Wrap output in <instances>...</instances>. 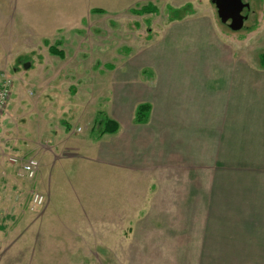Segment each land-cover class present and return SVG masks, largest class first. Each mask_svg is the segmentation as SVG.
<instances>
[{"label": "rangeland", "instance_id": "374dc122", "mask_svg": "<svg viewBox=\"0 0 264 264\" xmlns=\"http://www.w3.org/2000/svg\"><path fill=\"white\" fill-rule=\"evenodd\" d=\"M3 1L0 75H7L12 86L0 118V238L7 242L0 246V264H245L242 247L233 246L243 243V226L230 231L226 209L223 215H206L207 192L198 201L182 200L186 185L181 197L177 184L167 198L158 150L161 163L154 173L143 163L137 167L143 183L132 195L126 177L117 180L115 168L45 161L41 170L44 149L37 147L46 138V149L62 145L64 136L58 141L56 131H64L80 114L87 116V131L99 113L122 129L147 128L150 112L145 122L135 123L138 104L154 99L165 73L178 82L181 67H214V57L226 44L222 34L239 42L237 49L249 42L246 65L260 67L264 0H242L248 8L240 13L244 20L237 30L221 23L211 0H54L55 5L43 8ZM148 4L156 12L135 13ZM170 9L188 15L174 23ZM41 17L43 24L36 23ZM61 25L70 27L69 37L63 29L56 31ZM40 34L52 40L40 41ZM50 46L64 58L52 56ZM45 112H55L50 133ZM33 157L39 169L27 179L21 167ZM211 170H203L205 188ZM40 177L38 188L48 185L51 192L50 214L47 210L37 224L10 221L7 213L14 208L25 211V218L40 212L28 211ZM258 261L249 248V264Z\"/></svg>", "mask_w": 264, "mask_h": 264}, {"label": "crops", "instance_id": "0c3cea01", "mask_svg": "<svg viewBox=\"0 0 264 264\" xmlns=\"http://www.w3.org/2000/svg\"><path fill=\"white\" fill-rule=\"evenodd\" d=\"M3 5L43 8L55 5V1L4 0ZM183 18L174 23L182 22ZM44 20L41 17L35 21L43 24ZM68 25L55 29H63L60 32L69 37ZM222 38L226 44L214 57V67H181L178 82L165 73L154 99L148 103L147 128L122 129L118 125L115 133L94 138L92 128L87 131V116L72 117V124L65 125L64 131H56L57 140L64 136L62 145L46 149L50 140L46 138L37 147L44 149L39 158L41 170L45 161L48 165L83 162L92 165L93 169L115 168L118 172L115 174L119 176L117 180L126 177V184L133 195L139 192L143 183L136 177L140 172L137 167L143 163L154 173L151 170L161 163L156 153L158 150L164 165L167 198L171 197V189L177 184L180 185V193L186 185L182 200L198 201L207 192L210 202L206 215H223L225 213L221 210L226 209L231 226L229 230L239 232L236 226H243V243L233 246L242 247L239 253H243L245 264H249V248L250 255L259 258L258 264H264V68L246 65L247 61L249 63V42L244 49H237L239 42L227 40L224 34ZM39 39L52 40L41 34ZM263 52L257 54L258 64L259 55ZM237 54H240L238 58ZM155 70L161 71V67ZM45 114H48L45 117L50 133L55 112ZM2 121L0 119V127H3ZM204 168L212 169L208 173L206 188ZM154 181L155 176L153 184L156 183ZM39 184H43L42 177L35 180L33 187L46 196L45 207L27 218L25 211L14 208L11 214L7 213L12 216L10 221L37 224L43 221L47 210L50 214L51 192L47 185L43 189L45 195L38 188ZM120 214L123 213L120 211ZM6 244L0 238V246Z\"/></svg>", "mask_w": 264, "mask_h": 264}, {"label": "trees", "instance_id": "16d2710c", "mask_svg": "<svg viewBox=\"0 0 264 264\" xmlns=\"http://www.w3.org/2000/svg\"><path fill=\"white\" fill-rule=\"evenodd\" d=\"M170 10L172 12L171 17H170L171 21H178L182 19L183 17H185L186 15H188V14H185L183 17H181V15L179 14L180 11L178 9L176 10L170 9ZM94 12L99 13L101 11L94 10ZM154 12H156V8L149 4L143 7L141 10L135 11L136 14H140V15L145 14V13H154ZM48 51L52 56H56L60 59L64 58V53L61 50H58L55 46H50ZM259 65L264 68V52L259 55ZM149 111H150V107L148 104L138 105L135 110V117H134L135 123L141 124L145 122ZM93 123L94 124L91 129V135L94 138L102 136L103 134H106V133L112 134L118 130V124L115 121L108 119L105 115L100 114V113L95 117Z\"/></svg>", "mask_w": 264, "mask_h": 264}, {"label": "built area", "instance_id": "2783aa9c", "mask_svg": "<svg viewBox=\"0 0 264 264\" xmlns=\"http://www.w3.org/2000/svg\"><path fill=\"white\" fill-rule=\"evenodd\" d=\"M11 79L4 74L0 75V118L5 113L8 102L11 97ZM39 169V162L35 158L27 159L22 167V175L27 179H34ZM46 204L45 196L37 191H33L30 195V201L28 205V211L30 213L39 211L44 208Z\"/></svg>", "mask_w": 264, "mask_h": 264}, {"label": "water", "instance_id": "95a60500", "mask_svg": "<svg viewBox=\"0 0 264 264\" xmlns=\"http://www.w3.org/2000/svg\"><path fill=\"white\" fill-rule=\"evenodd\" d=\"M214 3V0H211ZM216 8L219 10L221 18L225 23L229 17L232 19V24L229 26L232 30H237L241 28L243 23V17L240 15L244 6L241 0H215ZM245 8H248V5L245 4Z\"/></svg>", "mask_w": 264, "mask_h": 264}, {"label": "flooded vegetation", "instance_id": "af4514ba", "mask_svg": "<svg viewBox=\"0 0 264 264\" xmlns=\"http://www.w3.org/2000/svg\"><path fill=\"white\" fill-rule=\"evenodd\" d=\"M241 2H242V0H241ZM216 3H217V2H215V0H214V3H213V4L215 5V7L217 6ZM243 6H244V8H243L242 11H244L245 9H247V8H245V4H244V3H243ZM216 9H217V8H216ZM217 13H218V18H219V20H220L221 23H222L223 20H222L221 18H223V17H221L220 12H219L218 9H217ZM243 20H244V19H243ZM224 24H227L228 26H230V25L232 24V19L229 17V19L226 20Z\"/></svg>", "mask_w": 264, "mask_h": 264}]
</instances>
